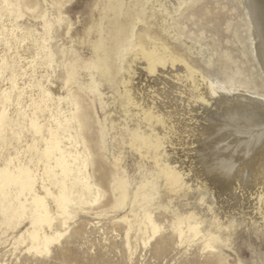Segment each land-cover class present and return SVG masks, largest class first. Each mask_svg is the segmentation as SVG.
I'll list each match as a JSON object with an SVG mask.
<instances>
[{
    "label": "bare ground",
    "instance_id": "bare-ground-1",
    "mask_svg": "<svg viewBox=\"0 0 264 264\" xmlns=\"http://www.w3.org/2000/svg\"><path fill=\"white\" fill-rule=\"evenodd\" d=\"M71 1L51 0L60 26L61 14ZM156 1L160 18L165 12L171 20L168 23L162 17L160 30L141 27L144 8L125 12L124 0H106L89 30L91 34L94 27L98 34L91 53L75 52L66 83L68 94L55 96L35 77L36 63L53 56L52 36H47L53 23L46 11L42 13V0H0V35L5 38L0 48V82L7 81L4 87L0 85V138L13 148L3 160L0 157V233L16 232L28 224L12 236L13 252L50 256L71 228L78 201L95 208L111 191L115 206L125 204L130 197L123 174L126 148L139 155L144 173L134 200L160 186L171 199L198 198L205 204L206 194L221 198L233 190L227 196L237 198L241 207L248 200L243 207L248 211H226V227L235 230L246 222L257 234L264 231V93L246 81L226 82L209 75L167 41L164 33L170 34L172 26L175 38L188 28L183 8L197 0H177L174 9ZM228 1L243 8L248 24L246 40L239 22L232 30L240 56L248 57L247 63L254 62L257 76L264 79V0ZM25 14L32 19L42 16L44 32L17 24ZM107 17L112 21L106 23ZM188 30L190 35L196 33ZM215 41L207 64L224 52L219 39ZM30 44L34 55L28 60L19 47L30 49ZM19 70L28 76L22 84ZM106 85L114 93L112 102L106 100L109 92L102 88ZM93 128L97 159L86 135ZM10 133L19 146L8 142ZM96 172L101 179L108 178L107 183L103 181L107 188ZM207 207L214 210L212 204ZM238 214L244 216L238 218ZM119 221L125 224L131 255L140 245L148 247L165 229L152 211L140 218L131 209ZM200 224L192 212L171 226L180 244L191 245L202 234ZM204 242L216 247L211 239ZM220 255L228 264H238L231 246L223 247Z\"/></svg>",
    "mask_w": 264,
    "mask_h": 264
},
{
    "label": "rangeland",
    "instance_id": "rangeland-1",
    "mask_svg": "<svg viewBox=\"0 0 264 264\" xmlns=\"http://www.w3.org/2000/svg\"><path fill=\"white\" fill-rule=\"evenodd\" d=\"M160 1L170 9H174V5L177 3V0ZM105 2L106 0H72L67 4L68 10L61 14L64 22L60 26L57 23L58 10L53 7L51 0H42V13L46 11L47 17L53 23L51 34H47V36H52L49 39V48H51L53 56L51 58L44 57L43 61L36 63L37 76L35 77L36 81L41 79L43 85L51 90L55 96L68 94L66 83L68 74L72 72L71 60L74 58L75 52L85 50L91 53L92 44L97 40L98 34L94 27L91 34L89 30L95 20L100 17L99 13L102 11ZM158 6L159 1L156 0H124L123 10L127 12L130 9L144 8L145 22L141 24V27L160 30L159 23L162 17H166L168 23H171V20L165 12L161 13L160 18ZM183 12L188 15L185 20L188 28L183 30L181 36L175 38L173 37L175 32L172 26L170 34L164 33L167 41L177 46L193 62V65L209 75L226 82L246 81L249 82L250 86L256 87L264 93V79L257 76V65L254 62L247 63L248 57L242 58L240 56L239 46L235 44L232 38V30L235 24L239 22L241 25L239 31L246 40L248 24L243 8L234 1L197 0L192 7H184ZM174 15L176 16V13ZM110 21H112L111 17H107L106 23ZM17 24L26 29L34 28L40 33L44 32L42 16L32 19L25 14L24 18L17 21ZM189 28L196 30V33L190 35ZM216 39H219V44L224 52L221 55L215 54L213 63L207 64L211 55L210 48L216 45ZM4 42L5 38L1 36L0 48H4ZM19 51L28 57V60H31L34 55L32 46L30 49H27V46L25 49L20 46ZM49 64H53V67ZM11 69V66L8 67L6 73L10 74ZM28 72L31 73V69ZM19 78L21 84L28 80V76L22 75V70H19ZM6 82L5 80L4 84L1 81L0 85L4 87ZM75 87L78 88L77 85ZM102 88L103 91L109 92L106 95V100L112 102L114 97L112 89L107 85ZM95 103L101 117L104 118L105 112L101 110L98 98H96ZM106 110L110 112L111 108L107 107ZM86 135L97 159L94 147L97 139L95 129L88 130ZM27 137L30 136L27 135ZM8 142L16 147L19 146L12 133L9 134ZM0 148H3L0 155L2 160L13 150L11 146H6L5 140L1 138ZM2 160H0V164ZM97 168H99L98 163L96 164ZM124 170V179L130 196L125 204L115 206L111 191L95 208L83 205L78 201L77 205L73 207L76 217L71 223L69 233L67 232L60 243L53 247L52 254L47 257H36L20 252L21 250L13 252L11 249L12 236L22 232L28 224L16 232L9 229L5 234L0 233V261L6 260L8 264H228L221 257L220 252L223 247L229 245L237 254L238 264H264V231L257 234L246 222L241 223L235 230L226 227L227 218L224 213L234 209L248 211L247 208H243L248 206V200L242 202L243 206L241 207V204H237V198L232 199L227 196L233 193V190L222 194V199L218 195L214 196L209 193L206 194V202L214 207V210L210 211L207 204L200 202L198 198L185 200L176 197L171 199L162 186L154 191H147L148 194H143L134 200V191L141 185L144 173L142 172L141 158L130 148L125 150ZM91 171H93L92 167ZM96 177L107 188L105 183H107L108 178L102 177L103 179H101L99 172H96ZM157 184H161L160 179L157 180ZM83 192L88 198L92 197V193L88 190ZM245 196L248 199L247 193ZM218 200L220 201L219 204L215 202ZM53 206L54 203H52ZM131 209L140 218L145 211H152L158 221L165 226V229L151 241L148 247L145 248L140 245L134 255H131L126 247L125 224L119 221ZM192 212L195 213L201 223L202 234L191 245L180 244L171 224L177 219L185 221ZM238 215V218L244 216ZM2 220L0 209V222ZM132 221L134 222L135 218H132ZM205 239L213 240L216 247L212 249L211 245H205Z\"/></svg>",
    "mask_w": 264,
    "mask_h": 264
}]
</instances>
